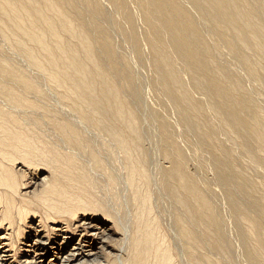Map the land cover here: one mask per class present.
<instances>
[{
	"label": "bare ground",
	"instance_id": "1",
	"mask_svg": "<svg viewBox=\"0 0 264 264\" xmlns=\"http://www.w3.org/2000/svg\"><path fill=\"white\" fill-rule=\"evenodd\" d=\"M14 166L51 175L18 246ZM1 229L0 264H264V0H0Z\"/></svg>",
	"mask_w": 264,
	"mask_h": 264
},
{
	"label": "rangeland",
	"instance_id": "2",
	"mask_svg": "<svg viewBox=\"0 0 264 264\" xmlns=\"http://www.w3.org/2000/svg\"><path fill=\"white\" fill-rule=\"evenodd\" d=\"M49 133H51L50 134V136H52V141H51V138H50V136L48 135ZM46 135L49 137V139H50V141L53 143L54 142V144H56V141H59L57 144H61L60 143V138H58L59 140H57V139H55L56 137H57V135L54 133V132H49V130H47L46 131ZM55 135H56V137H55ZM53 137H55V138H53ZM59 137V136H58ZM67 147H65V149H66ZM33 168V169H32ZM44 170H42V168L40 167V168H38L37 169V166H34V167H30V169H26V168H23V167H21V166H14L13 167V171L16 173V175H17V181L19 182V184L21 183V187L23 186V188H26V190L25 191H23V193H22V191L20 192V193H18V195L16 196V195H14V197H12V198H14V199H12V202H14L15 204H17L16 206H15V204L14 203H12L13 204V206H15L14 208H16V210H15V212H14V210H13V214H14V216L15 215H17V216H12V220H14V224L16 225H14L15 227H13L14 228V230L12 229V231H14V232H11V234H12V239H14L13 240V242L16 244V246H18L21 242V238H20V234H23V233H25L26 232V230H27V228L31 225L30 223H28L27 221L26 222H24V225L21 223V221H25V220H21L20 218V216H19V214H17L18 213V209H19V207L21 206L22 208L24 207L23 205H25V208L24 209H30L29 211H31L32 213L35 211V214H36V221L37 222H35L34 224H38L39 222V219L43 216V215H45L46 214V212L48 211V208H46V207H44V205H42V203L40 204V200H39V197H37L36 195H38L39 196V194L41 193V191H42V189H43V186H44V184L45 183H47L48 181H49V179L51 178V175H50V172L48 171V170H46L45 168H43ZM27 173V174H26ZM97 174V173H96ZM95 174V176H97L96 178L101 182V184L103 185V188H105L106 187V189H107V183H108V181L106 182L105 180H108L107 179V177H101L100 176V173L99 174H97L96 175ZM36 175V176H35ZM30 176V177H29ZM48 176V177H47ZM46 180V182L44 181L43 182V180ZM103 180V181H102ZM103 182V183H102ZM25 184L27 185V186H25ZM25 186V187H24ZM103 188H102V190H103ZM28 189V190H27ZM106 191V190H105ZM22 195V196H20V195ZM24 194V195H23ZM36 194V195H35ZM103 194H105L106 196L108 195L106 192L105 193H103ZM111 194L109 193V196L108 197H111L110 198V202L112 203L113 202V200H114V198H113V196L111 195ZM36 197H37V201H36ZM115 197V196H114ZM128 197V196H127ZM113 198V199H112ZM117 198V197H116ZM111 199H112V201H111ZM14 200V201H13ZM115 202H116V199L114 200ZM33 202V203H32ZM20 203H23V205L22 204H20ZM34 204V205H32V204ZM19 204V205H18ZM2 208H3V206H2ZM34 210V211H33ZM47 210V211H46ZM46 211V212H45ZM49 212V211H48ZM48 212H47V214H48ZM32 213H30V217H32L31 216V214ZM38 213H39V215L41 216H38ZM19 216V217H18ZM29 217V216H28ZM34 217H35V215H34ZM16 218H18V219H16ZM16 219V220H15ZM95 221H101V217L100 216H96L95 217ZM21 220V221H20ZM30 220V219H29ZM28 220V221H29ZM170 218L168 217V218H166V219H162L161 220V223H163V224H166V223H170V222H172V220H170ZM18 221V222H17ZM42 221H44V220H42ZM20 222V223H19ZM16 223H18V224H16ZM26 223H28V224H26ZM33 223V222H32ZM22 224V225H21ZM19 226H20V230L18 229L19 228ZM22 226V227H21ZM4 228V227H3ZM16 228V229H15ZM5 229V228H4ZM25 231V232H24ZM1 235H4V230L3 229H1L0 230V236ZM234 238H235V236H234ZM236 239V238H235ZM235 239H234V241H235ZM20 240V241H19ZM115 240V241H114ZM117 240H120V242L119 241H117ZM16 241V242H15ZM123 241H124V233L122 232H120L119 231V234L118 235H114V236H111V238H110V240H109V245H112L114 248L116 247H118L119 248V246L120 245H122V244H120L121 242L123 243ZM111 242V243H110ZM18 244V245H17ZM119 250V249H118ZM239 254L241 255V253L239 252ZM112 255V254H111ZM111 255H108L107 257H109V258H113V256H111ZM215 259V258H214ZM90 264V263H89Z\"/></svg>",
	"mask_w": 264,
	"mask_h": 264
}]
</instances>
